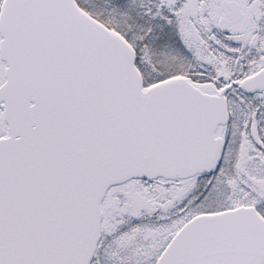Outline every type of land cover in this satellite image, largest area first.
<instances>
[{"label": "snow or ice", "instance_id": "snow-or-ice-1", "mask_svg": "<svg viewBox=\"0 0 264 264\" xmlns=\"http://www.w3.org/2000/svg\"><path fill=\"white\" fill-rule=\"evenodd\" d=\"M0 264H264V0H0Z\"/></svg>", "mask_w": 264, "mask_h": 264}]
</instances>
